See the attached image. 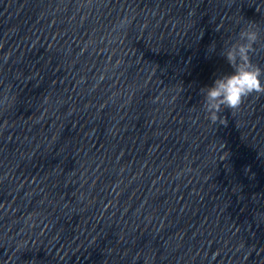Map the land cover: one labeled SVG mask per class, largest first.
Masks as SVG:
<instances>
[{
	"label": "clouds",
	"instance_id": "clouds-1",
	"mask_svg": "<svg viewBox=\"0 0 264 264\" xmlns=\"http://www.w3.org/2000/svg\"><path fill=\"white\" fill-rule=\"evenodd\" d=\"M219 30V29H217ZM260 33L253 22L242 27L238 40L223 48L222 56L230 66V73L217 77L212 85L202 88L203 108L212 124H225L221 117L223 109L238 111L245 100L253 94L264 95V69L253 62L257 55ZM215 51V44L209 46Z\"/></svg>",
	"mask_w": 264,
	"mask_h": 264
}]
</instances>
